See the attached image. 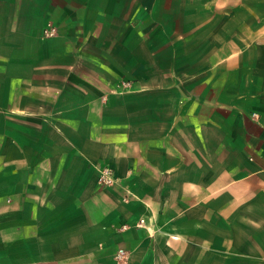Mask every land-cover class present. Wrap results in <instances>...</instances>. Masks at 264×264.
<instances>
[{"label": "crops", "instance_id": "crops-1", "mask_svg": "<svg viewBox=\"0 0 264 264\" xmlns=\"http://www.w3.org/2000/svg\"><path fill=\"white\" fill-rule=\"evenodd\" d=\"M0 264H264V0H0Z\"/></svg>", "mask_w": 264, "mask_h": 264}, {"label": "built area", "instance_id": "built-area-1", "mask_svg": "<svg viewBox=\"0 0 264 264\" xmlns=\"http://www.w3.org/2000/svg\"><path fill=\"white\" fill-rule=\"evenodd\" d=\"M59 33V27L55 24L50 22L43 30V36L44 37H53ZM115 182V177L113 174V170L110 166H103L100 169V175H99V183L102 185H111ZM144 220L142 219L140 223H142ZM119 259H123L124 255L122 253L118 254Z\"/></svg>", "mask_w": 264, "mask_h": 264}, {"label": "rangeland", "instance_id": "rangeland-1", "mask_svg": "<svg viewBox=\"0 0 264 264\" xmlns=\"http://www.w3.org/2000/svg\"><path fill=\"white\" fill-rule=\"evenodd\" d=\"M48 24H49V23H48ZM48 24H47V25H48ZM45 27H46V26H45ZM45 27H44V28H45ZM43 30H44V29H43ZM47 38H48V37H47Z\"/></svg>", "mask_w": 264, "mask_h": 264}]
</instances>
